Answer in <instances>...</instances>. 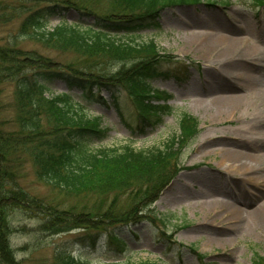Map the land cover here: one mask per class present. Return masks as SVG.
<instances>
[{"label":"trees","instance_id":"1","mask_svg":"<svg viewBox=\"0 0 264 264\" xmlns=\"http://www.w3.org/2000/svg\"><path fill=\"white\" fill-rule=\"evenodd\" d=\"M202 1L212 4L209 0H3L0 21L17 17L21 21L14 35L0 39V84H13L15 110L13 119L0 112V264H92L65 248L53 247L49 260L36 257V251L47 246L45 237L75 229L83 232L79 238L90 247L104 235L122 251L126 247L119 234L122 227L135 233L143 222L165 224L150 206L178 172L182 149L198 134L199 119L181 112L178 131L160 145L135 148L127 140L93 148L89 141L102 139L107 129L104 116L93 113L89 104L101 101L121 117L127 110L140 131L172 113L171 105L155 102L163 91L152 88L149 79L162 73L161 67L173 56L153 38L119 34L156 20L167 8ZM254 1L264 7V0ZM64 9L93 22H67L61 17L49 26L51 14ZM24 39L71 51L82 61L57 62L37 49L22 48L18 40ZM57 80L68 90H80L84 100L71 92H53ZM26 162H31L36 177L73 198L74 204L62 205L24 187ZM84 197L88 201L82 204L78 200ZM17 215L37 222L28 228L18 224ZM27 230L38 239L21 245L23 255L18 257L11 236ZM94 264L166 262L127 258Z\"/></svg>","mask_w":264,"mask_h":264},{"label":"rangeland","instance_id":"2","mask_svg":"<svg viewBox=\"0 0 264 264\" xmlns=\"http://www.w3.org/2000/svg\"><path fill=\"white\" fill-rule=\"evenodd\" d=\"M209 1L212 4L202 1L198 5L167 8L156 20L144 22L119 34L124 38L131 35L153 38L162 50L173 56L161 67L162 73L149 79L152 88L163 91L162 98L157 102L171 105L172 113L163 115L159 122L145 125L143 131H140L127 115V110L121 117L114 108L101 101L94 100L89 104L93 113L104 116L102 124L107 129L102 139L89 141L93 148L116 146L127 140L135 148L160 145L178 131L181 112H189L199 119L198 134L182 149L178 172L150 206L164 218L165 224L143 222L135 233L122 227L119 234L126 243L122 251L116 243L106 240L104 235L99 236L95 245L90 247L87 241L80 240L79 235L83 233L80 229L50 235L44 238L47 246L38 248L36 257L49 260L55 247L65 248L92 264L97 261H123L127 258L135 261L161 260L166 264H253L254 258H258L259 264H264V229L249 227L246 221H237L231 214L222 213L223 207L214 206L215 199H227L228 202L222 200V203L224 201L223 204L227 205L234 202L240 209H249L242 211V214H248L253 205L260 204L264 199V182L256 179L257 174L251 175L242 167H234L230 171L225 169L220 152L222 147L230 146L229 143L224 145L225 141L244 140L246 137L244 126L231 120L239 116L263 117L264 120V106L260 102L219 114L207 102L200 105L194 102L196 98L206 99L229 93L226 90L228 82L217 78L221 61L214 59L210 47L205 45V35L199 32L214 29L218 33H225L226 26L232 23L242 31H250L251 41L262 46L259 51L264 59V7L258 6L254 0ZM2 2L0 0V13L4 6ZM61 17L67 22H93L91 17L81 16L73 9H64L51 14L49 26L57 24ZM20 21L21 17L8 23L0 21V39L3 41L7 36L14 35ZM18 42L22 48L37 49L57 62L82 61L71 51L44 47L29 39ZM52 88L55 93L68 92L60 80L53 82ZM0 89L1 115L13 119V84L1 83ZM236 91L243 92L241 89ZM69 92L84 100L79 90ZM100 95L107 96L105 91ZM8 125L11 126V123ZM207 137L212 140L206 141ZM22 175L24 187L37 196L61 201L62 205L65 202L74 204L73 198L64 197L61 192L36 177L31 162L25 163ZM257 194L260 196L255 198ZM78 201L83 204L88 198ZM15 219L18 224H25L28 228L37 222L18 215ZM162 230L166 233H161ZM211 236L221 237L224 242H210L208 239ZM36 239L38 234L29 230L14 233L11 244L16 255H23L19 249L21 245L33 243Z\"/></svg>","mask_w":264,"mask_h":264},{"label":"bare ground","instance_id":"3","mask_svg":"<svg viewBox=\"0 0 264 264\" xmlns=\"http://www.w3.org/2000/svg\"><path fill=\"white\" fill-rule=\"evenodd\" d=\"M227 32L221 33L212 31H200L205 35V45L210 47L212 55L216 61H221L218 79L227 81L229 87L226 89L228 95H216L206 99L196 98V104L207 102L219 114L233 112L242 106H250L262 103L264 106V59L260 54L262 46L251 41L250 31L236 27L234 24L226 26ZM248 35V37H246ZM264 43V42H262ZM245 60V61H241ZM248 60V61H246ZM247 83V87L245 86ZM243 92H237L236 90ZM210 94V93H209ZM206 105V104H205ZM231 122H235L244 126V140H228L225 141L220 152L225 163L224 168L232 170L234 167H242L245 172L256 175V179L264 182V120L263 117L241 116L234 118ZM212 140L211 138L206 141ZM205 141V142H206ZM250 180V177H247ZM255 179V178H253ZM255 179V180H256ZM260 195L257 194L255 198ZM181 199V197H179ZM222 200H214V206L223 207L222 213L231 214L232 218L237 221H246L249 227H262L264 229V199L260 204L253 205L248 214H242V211L249 209H240V207L232 202L223 204ZM236 200V199H235ZM253 202V198L251 199ZM250 200V203H251ZM225 202H228L226 199ZM210 242H224V239L217 236H211Z\"/></svg>","mask_w":264,"mask_h":264}]
</instances>
